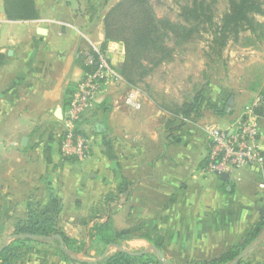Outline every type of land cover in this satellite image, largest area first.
<instances>
[{
    "label": "crops",
    "instance_id": "1",
    "mask_svg": "<svg viewBox=\"0 0 264 264\" xmlns=\"http://www.w3.org/2000/svg\"><path fill=\"white\" fill-rule=\"evenodd\" d=\"M35 1L38 19L12 20L0 0V248L21 237L16 229L31 216L56 220L71 243L39 238L7 264H76L63 248L91 263L124 250L150 256V264H195L242 242L264 216L261 176L243 168L223 179L203 170L210 144L199 113L175 116L124 80L79 123L89 158L63 156L64 112L84 76L78 53L104 45L118 68L123 60V44L106 41L103 28L118 0ZM132 90L138 108L125 101ZM244 91L251 101L260 95ZM236 101L233 110L242 111L251 102ZM212 114L218 126L231 124ZM260 118L264 151V107ZM106 223L130 237L100 239L95 228Z\"/></svg>",
    "mask_w": 264,
    "mask_h": 264
},
{
    "label": "trees",
    "instance_id": "2",
    "mask_svg": "<svg viewBox=\"0 0 264 264\" xmlns=\"http://www.w3.org/2000/svg\"><path fill=\"white\" fill-rule=\"evenodd\" d=\"M159 1L156 0L157 3ZM218 1L178 0L179 13L177 19H173L168 15L159 16L154 0H118L106 13L103 28L106 41L120 42L124 46V57L117 69L126 83L132 88L145 92L156 102V98L148 91L151 85L147 79L157 67L173 61L177 47L207 32L212 37L211 51L221 57L227 43L230 40L239 41L243 34H250V39H264V0H227V7L219 17L217 16ZM3 3L9 19L35 20L39 17L35 0H3ZM170 42H173V45ZM82 65L84 71L89 70L83 61ZM260 95L264 96L263 93ZM202 100L203 95L201 97L198 95L191 101L176 103L174 107L158 102L157 105L175 116L189 117L198 114ZM263 107L264 103L256 109L259 116L263 112ZM263 230L264 216L246 230L244 240L237 246L229 248L218 258L193 263L254 264L249 258L241 257V254L262 234ZM16 234L21 237H17L0 250V264L16 262L20 259L21 253L31 246V242L39 238L46 239L61 234L66 246H70L71 243V239L58 228L54 219L40 222L31 216L28 223L17 227ZM95 234L109 243H117L130 237L114 230L109 223L97 226ZM61 253L66 260L76 264H150L152 262L148 255H136L124 250L118 251L103 262L96 263L76 260L64 248L61 249Z\"/></svg>",
    "mask_w": 264,
    "mask_h": 264
},
{
    "label": "rangeland",
    "instance_id": "3",
    "mask_svg": "<svg viewBox=\"0 0 264 264\" xmlns=\"http://www.w3.org/2000/svg\"><path fill=\"white\" fill-rule=\"evenodd\" d=\"M154 1L159 16L168 15L177 19L178 0ZM226 7L227 0L218 1V17ZM249 37L250 34L246 33L237 42L230 40L222 56L218 57L210 49L212 37L204 32L197 39L177 47L173 61L163 63L153 71L147 79L151 85L148 91L156 98V103H166L171 107L203 95L200 108L206 103L205 112L199 111L198 117L204 118V125H215L210 118L214 116L212 112L229 119L230 123L236 122L244 112L246 114L254 101L249 100L248 91L244 90L251 89L264 94V39ZM170 44L173 45V42ZM142 88L145 89L144 86ZM236 99L240 107L251 101L246 106V111H242L239 106L233 110ZM262 234L264 235V231ZM254 247L253 242L249 244L241 254L242 257L249 258L254 264H264V237Z\"/></svg>",
    "mask_w": 264,
    "mask_h": 264
},
{
    "label": "built area",
    "instance_id": "4",
    "mask_svg": "<svg viewBox=\"0 0 264 264\" xmlns=\"http://www.w3.org/2000/svg\"><path fill=\"white\" fill-rule=\"evenodd\" d=\"M78 56L84 71L76 90L72 93L63 117L61 152L67 158L80 162L89 158L91 143L79 126L84 115L100 103L108 86L124 82L113 58L106 48H91L81 51ZM126 103L140 107L137 91L132 90ZM264 103L258 95L249 105L246 114L227 127L208 125L209 151L203 170L206 173L235 176L243 168L257 172L261 176L259 188L264 190V151L261 143L260 116L256 109Z\"/></svg>",
    "mask_w": 264,
    "mask_h": 264
},
{
    "label": "water",
    "instance_id": "5",
    "mask_svg": "<svg viewBox=\"0 0 264 264\" xmlns=\"http://www.w3.org/2000/svg\"><path fill=\"white\" fill-rule=\"evenodd\" d=\"M57 115H58V117L62 118V113H61L60 109L58 110ZM227 176H228V173H223V174L221 175V177H222L223 179H227ZM56 237H58V238L61 240L62 245H63L64 242H63V237L61 236V234H57ZM4 246H6V245H4ZM4 246H2V247L0 248V250H1ZM252 246H253V245H252ZM158 254L160 255V257L163 258V254H162V253L159 252ZM241 257H242V255H241ZM98 261H99V260H98Z\"/></svg>",
    "mask_w": 264,
    "mask_h": 264
}]
</instances>
